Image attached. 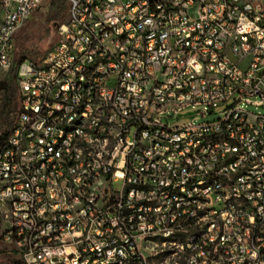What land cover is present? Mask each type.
I'll use <instances>...</instances> for the list:
<instances>
[{
	"label": "built area",
	"instance_id": "2783aa9c",
	"mask_svg": "<svg viewBox=\"0 0 264 264\" xmlns=\"http://www.w3.org/2000/svg\"><path fill=\"white\" fill-rule=\"evenodd\" d=\"M66 1L0 147L17 264H264V116L243 108L264 105L262 1ZM41 2L0 0V84Z\"/></svg>",
	"mask_w": 264,
	"mask_h": 264
},
{
	"label": "rangeland",
	"instance_id": "374dc122",
	"mask_svg": "<svg viewBox=\"0 0 264 264\" xmlns=\"http://www.w3.org/2000/svg\"><path fill=\"white\" fill-rule=\"evenodd\" d=\"M53 0H42L39 7L32 14L27 23L18 31L15 37V47L13 56L19 57L24 51L33 53V59L41 62L47 52L58 41V28L67 21L68 11L63 19L50 20L48 11ZM264 4V0H261ZM235 98L228 102L216 105L212 110L206 112L203 106L188 107L178 115L179 120H170L172 128H180L189 123L196 125L212 123L222 118L223 112L235 105ZM255 103L256 99H252ZM246 111L264 116V105H244ZM121 184L117 183L116 190H120ZM19 259L18 250L14 243L7 241L4 232L0 231V264H17Z\"/></svg>",
	"mask_w": 264,
	"mask_h": 264
},
{
	"label": "trees",
	"instance_id": "16d2710c",
	"mask_svg": "<svg viewBox=\"0 0 264 264\" xmlns=\"http://www.w3.org/2000/svg\"><path fill=\"white\" fill-rule=\"evenodd\" d=\"M67 10L66 0H53L48 11L50 20L63 19ZM33 55L24 51L19 57H15L14 68L0 84V147L8 141L18 118L21 94L16 81V68L20 63L32 60Z\"/></svg>",
	"mask_w": 264,
	"mask_h": 264
}]
</instances>
